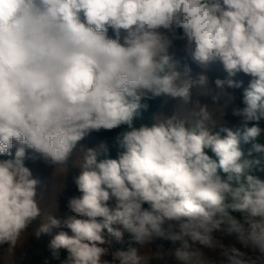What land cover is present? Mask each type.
Returning a JSON list of instances; mask_svg holds the SVG:
<instances>
[{
  "label": "clouds",
  "instance_id": "9594fccd",
  "mask_svg": "<svg viewBox=\"0 0 264 264\" xmlns=\"http://www.w3.org/2000/svg\"><path fill=\"white\" fill-rule=\"evenodd\" d=\"M176 41L204 71L193 77L181 66ZM217 60L228 78L215 80L214 101L228 94L225 86L242 87L237 73L251 77L244 107L232 113L242 133L217 127L211 108L193 99V89L209 88L206 70ZM161 95L192 104L194 124L161 114L136 126L146 101ZM261 118L264 0H0V156L19 145L14 158L0 160V244L14 249L41 215L40 181L25 159L66 165L90 133L124 126L115 159L105 142L81 147L72 214L48 216L36 233L70 230L50 241L54 258L66 249L61 264H264V180L252 174L264 171ZM241 139L251 144L247 155ZM104 230L118 242L130 234L127 250H112ZM225 237L261 256L245 259ZM157 238L180 246L145 255L132 246Z\"/></svg>",
  "mask_w": 264,
  "mask_h": 264
},
{
  "label": "rangeland",
  "instance_id": "374dc122",
  "mask_svg": "<svg viewBox=\"0 0 264 264\" xmlns=\"http://www.w3.org/2000/svg\"><path fill=\"white\" fill-rule=\"evenodd\" d=\"M161 31H164L161 29ZM109 37L114 38L112 30H109ZM182 41L178 49L176 50V59L181 63V66L187 64L192 69V75L195 77L202 70L192 59L183 51ZM206 74L209 77V88L208 89H193V99H198L201 104H207L212 112L213 119L216 121L217 127L223 125L230 128L232 131L241 129L243 126L242 119L240 117L234 116L233 109L239 106V98L235 92V88H228L225 86V92L230 94H224L219 101H214L212 95L219 91L216 88L215 80L226 79L228 74L225 71L222 62L219 60L213 62L209 68L206 70ZM232 79L237 81H242V88H247L251 80V77L244 74L243 72L237 73ZM202 93H207L203 95ZM164 101L156 113L157 115L172 116L173 114H178L180 118L186 119L188 124L186 126L191 127L195 122V118L191 116L193 109L192 104L184 105L178 99L163 95ZM100 143L93 133H90L87 137L81 140L77 149L74 150L72 156L66 165H49L45 163L42 159L33 160L30 159V166L28 168L32 171L33 178L40 181L37 186V200L39 207L41 209V215L38 217L29 228L22 234L20 241L14 249H10L7 243L0 244V264H20L25 256L26 251L30 247L31 238H38L36 235L40 225L47 222L48 216H53L57 219H63L65 215H70L67 203L70 197L76 196L75 190L76 185L74 183V177L80 174V164L82 163V158L84 154L83 148H96ZM19 146L14 141V146ZM83 147V148H81ZM29 157L32 155L31 150H27ZM114 206V201L109 202V207ZM113 228H120V225H113ZM59 231H67L71 235L69 229L66 228H53L51 233L46 234L50 241ZM105 237L111 240L112 250H122L123 241L118 242L114 237L109 234H105ZM214 235L219 236V233H214ZM124 240V238H123ZM225 244H236L238 248L247 253L245 259L256 260L260 257L258 250L252 251L251 249H244L240 244H238L235 239L224 238ZM180 246V245H179ZM178 246V247H179ZM138 250V255H145L149 252L150 248L154 251L156 245L151 244L148 247H142L139 244L136 245ZM207 255L212 256L216 259H220L218 253H212L210 250H205ZM106 259H111V257H106ZM155 264H162V262L153 259ZM151 264V261H150ZM170 264H179L176 261H170ZM223 264H230V262L225 258Z\"/></svg>",
  "mask_w": 264,
  "mask_h": 264
},
{
  "label": "trees",
  "instance_id": "16d2710c",
  "mask_svg": "<svg viewBox=\"0 0 264 264\" xmlns=\"http://www.w3.org/2000/svg\"><path fill=\"white\" fill-rule=\"evenodd\" d=\"M181 42L182 41L174 42L176 50L178 49V46ZM244 89L245 88H242V87L238 88V89L235 88V92L237 93L238 98H239V107H244V104H243V91H244ZM163 101H164L163 95L147 100L146 102L149 104V108L147 111L143 112L141 116L137 117V119L134 122L135 125L139 126L140 124L143 123V124H148L150 126L152 123H154L156 113L159 110L160 106L162 105ZM251 123H253V122H250L249 126H251ZM258 123H259V126L261 127V129L264 130V118H261V120ZM123 130H124V126H122L121 128L111 130V131L101 130L99 132H95V131L92 132L95 135V137L97 138V140H99L100 142H105L108 144L109 149H110L108 158H113V159L117 158L118 152L121 151L115 145L114 138L120 131H123ZM237 131L242 133L243 126L241 129H238V130L233 131V132H237ZM259 142L264 144V131H262ZM17 147H19V146L15 145L13 147L12 157L0 156V160L14 158V154H15ZM240 147L245 152V155H247L248 150L251 148V144L250 143H244L243 140L241 139ZM206 151H208L209 155H213L211 153L210 149L206 150ZM27 155H28V153H27ZM254 156H255V154H254ZM101 158H104V157H101ZM213 158L215 159L214 155H213ZM24 163H25L26 167L30 166V159L29 158L25 159ZM218 172L222 176L224 175L222 173V171L219 169H218ZM252 174L258 176L261 180H264V171H260L256 168H254L252 170ZM75 194H76V196L81 195V193L78 191L77 188L75 190ZM144 207L147 208L148 205L145 204ZM234 215L239 216V213H234ZM104 233L108 234L107 230H104ZM226 238L227 239H234V237H226ZM129 239H130V234L125 233L122 250H127ZM153 244L154 245H162L164 247V249H172V248L179 246V242H176V244H173L170 240H167L164 238H157ZM49 245H50V239L46 234H42L38 238H31L30 247L26 251L25 256L22 259V261L20 262V264H61V261L65 260L67 258V255H68L67 250L66 249H60L59 250V259H57V258L53 257L52 250L50 249ZM136 245H137V243H133L132 246L136 247ZM151 264H155L153 260H151Z\"/></svg>",
  "mask_w": 264,
  "mask_h": 264
}]
</instances>
